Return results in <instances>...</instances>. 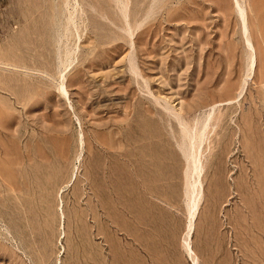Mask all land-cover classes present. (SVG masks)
<instances>
[{
	"label": "rangeland",
	"instance_id": "rangeland-1",
	"mask_svg": "<svg viewBox=\"0 0 264 264\" xmlns=\"http://www.w3.org/2000/svg\"><path fill=\"white\" fill-rule=\"evenodd\" d=\"M241 2L254 70L235 0H0V264H264Z\"/></svg>",
	"mask_w": 264,
	"mask_h": 264
},
{
	"label": "bare ground",
	"instance_id": "bare-ground-1",
	"mask_svg": "<svg viewBox=\"0 0 264 264\" xmlns=\"http://www.w3.org/2000/svg\"><path fill=\"white\" fill-rule=\"evenodd\" d=\"M242 0H235V4H236V7H237V10L241 16V19H242V24H243V33H244V36H245V40H246V43L247 45L249 46V48L251 49V52H250V67H251V70H254L255 69V65L257 63V53H256V50H255V46L253 44V41H252V37H251V33H250V28H249V20H248V13H247V7L241 2ZM257 4H262L264 3L263 0H254ZM72 18H70L71 20ZM73 21V20H72ZM67 49V48H66ZM69 49V48H68ZM71 52H69L70 54ZM73 53V52H72ZM70 56V55H68ZM69 58V57H68ZM73 61H71V59L69 58L67 60V64L68 63H71ZM65 63V61H64ZM66 64V63H65ZM66 67V69L68 68L67 65H64ZM70 66V65H69ZM65 69V68H64ZM63 73V72H62ZM252 76V75H250ZM65 77V76H64ZM65 79V78H64ZM63 82V81H62ZM63 86H65L64 82L62 83ZM65 88V87H64ZM66 90V89H65ZM178 114V113H177ZM205 122V121H204ZM206 123V122H205ZM207 125V123H206ZM208 126V125H207ZM204 127V126H203ZM186 129V128H185ZM187 131H190L187 129ZM186 131V132H187ZM190 133V132H189ZM192 135V133H191ZM205 130L204 131H199L198 135L196 133L195 137H194V134H193V138H192V141H191V149H190V157H191V161H192V165H193V170H192V174L194 175L195 173L197 174V177L198 179H200L201 177V173H202V170H203V164L200 160V157H198L197 153L198 151L200 150L201 146H202V143L203 141L205 140ZM187 136V134H186ZM190 136V135H189ZM188 137V136H187ZM190 138V137H189ZM190 145V143L188 144ZM185 151V149H184ZM194 172V173H193ZM194 178V176H192ZM199 182V180H198ZM196 184V183H194ZM196 185L193 186V189L194 191L196 192V188H195ZM195 195V194H194ZM193 197V196H192ZM197 197V196H196ZM198 202L199 200L197 201L196 199L193 200V211H192V214L194 216V219L197 215V211H198ZM194 221L191 223V227H190V231H189V237L191 239V234H192V231L194 229ZM188 237V239H189ZM190 241V240H189ZM188 246H189V249L190 251H192V248L190 246V243L188 242Z\"/></svg>",
	"mask_w": 264,
	"mask_h": 264
}]
</instances>
